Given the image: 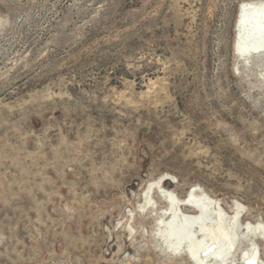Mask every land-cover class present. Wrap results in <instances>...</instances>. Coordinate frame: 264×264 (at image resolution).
Segmentation results:
<instances>
[{"label": "rangeland", "instance_id": "obj_1", "mask_svg": "<svg viewBox=\"0 0 264 264\" xmlns=\"http://www.w3.org/2000/svg\"><path fill=\"white\" fill-rule=\"evenodd\" d=\"M260 3L0 0V264H194L141 211L161 178L264 225V53L236 48Z\"/></svg>", "mask_w": 264, "mask_h": 264}, {"label": "bare ground", "instance_id": "obj_2", "mask_svg": "<svg viewBox=\"0 0 264 264\" xmlns=\"http://www.w3.org/2000/svg\"><path fill=\"white\" fill-rule=\"evenodd\" d=\"M241 7L237 51L242 57L264 53V3ZM164 182L161 178L149 189L146 187L145 205H141L142 212L157 216L159 247L169 254L186 256L194 264H238L239 253L245 263L260 264L257 239L264 237V225L248 223L244 226L241 219L245 208L242 205L237 204L234 215L230 216L220 202L203 192L197 194L194 190L181 200L164 188ZM155 189L167 202L164 210L159 209L154 200ZM184 207L193 208L195 213L185 212ZM130 231H134L132 227ZM244 242L247 248L242 250Z\"/></svg>", "mask_w": 264, "mask_h": 264}]
</instances>
